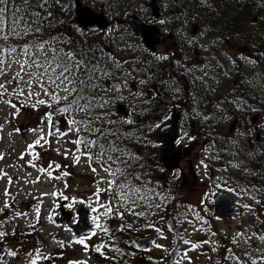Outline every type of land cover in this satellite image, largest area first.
I'll use <instances>...</instances> for the list:
<instances>
[{"label": "rangeland", "instance_id": "rangeland-1", "mask_svg": "<svg viewBox=\"0 0 264 264\" xmlns=\"http://www.w3.org/2000/svg\"><path fill=\"white\" fill-rule=\"evenodd\" d=\"M146 1L82 0L96 10L103 5L104 36L102 29L92 30L86 45L79 39L77 25L69 14L64 19L59 16L61 21L66 19L61 29H70L73 35L65 39L61 33L53 32L52 36L65 41L57 42L56 47L66 51L80 53L92 48L96 56L111 54L121 63L131 62L123 66L132 70L135 79L129 80L128 89L121 94L127 96L130 90L141 95L122 101L128 114L114 103L111 111L115 115L108 119L116 121L112 127L122 134L117 140L120 147L139 157L129 171L142 174L150 187H157L169 199L157 198L155 203L162 204L161 208H137L146 214L134 216L124 208L117 211L116 201H111L108 193H98V189L106 187L100 177H112L98 163L90 166L82 155L79 163H74V155H80L72 143L77 137L66 126L61 128L57 106L36 103L48 97H28L25 85H17L12 79L18 69L14 61L27 59L17 55L23 46L46 38L41 33L9 35L6 41L0 40V59L7 68V74L0 76V83L7 89H0V264H147L145 254L157 258L159 264H264V0H160L158 16L151 13ZM57 6L52 0L48 11L54 13ZM13 9L8 2L5 32L21 16ZM228 11L235 17H229ZM169 12L186 21L187 26L180 32L175 25L164 28L165 37L160 35L163 41L142 62L141 53L149 49L129 26L126 15L133 13L161 26L160 21L170 17ZM192 22L198 25L195 33L188 32ZM168 29L175 32L174 38L166 36ZM181 35L186 36V47L176 42ZM13 47L17 53L9 55L8 49ZM134 66L141 68L139 73ZM151 67L155 69L151 71ZM165 67L182 75L164 82L161 75ZM200 76L203 80L195 79ZM141 80L145 83H139ZM167 88L177 98L176 103L167 104L164 115L152 117L146 113L150 119L145 121L135 114V107L141 109L136 101L146 104L154 100L159 96L157 90V100L174 102ZM20 89H24V95L17 94ZM31 90L39 88L34 85ZM231 92H236L233 98L251 95L252 102L239 98L231 101ZM238 105L243 110H238L236 122L228 129L233 113L229 109H241ZM172 110L178 112L176 141L180 144L179 149L173 145L168 151L178 161L174 165L162 156L164 145L158 132ZM254 112L257 114L251 118ZM46 113H53L55 127H49ZM127 119L133 123L121 122ZM57 128L67 134H58ZM49 131L52 135H48ZM40 136L44 140L30 148ZM92 167L97 168L96 173ZM218 190H227L233 197L236 212L217 213L213 194ZM101 204H110L113 212L104 215ZM78 211L84 214L85 222L78 221L75 227L71 224L76 223ZM93 217L98 219L94 221ZM114 221L116 226L112 227ZM141 233L153 235L148 249L134 243ZM81 238L84 244L77 243ZM185 240L189 243L185 244ZM193 244L197 247L193 248ZM170 256L172 259L167 261Z\"/></svg>", "mask_w": 264, "mask_h": 264}, {"label": "snow or ice", "instance_id": "snow-or-ice-1", "mask_svg": "<svg viewBox=\"0 0 264 264\" xmlns=\"http://www.w3.org/2000/svg\"><path fill=\"white\" fill-rule=\"evenodd\" d=\"M51 2L52 0H22L21 5L14 6L15 13L25 12L27 15L16 17L13 20V26L8 32H5L4 14L7 11L8 0H0V40L6 41L9 35L20 37L41 33L46 24L51 25L52 23L50 19L52 12L48 11ZM55 2L62 4L63 0H55ZM29 9L37 10L30 11ZM160 23H164V21L161 20ZM57 42L65 43L63 40L58 41L57 38L44 41L37 39L33 43H26L17 55L27 59L18 58L14 61L18 65V69L12 79L17 82V85L20 83L25 85V88L28 89V97L41 95L48 97V100L40 98L36 103L47 105L49 108L54 103L57 106L55 112L67 118L65 126L67 131L76 135L77 138L72 143L77 146L76 151L80 152V155H74V163H79L82 155L86 157L90 166L93 162L98 163L100 169L107 176L112 177V179L100 177V182L104 183L106 187L97 191L98 193H108L110 200L116 201L117 211L119 208H124L125 211L134 216H144L145 211H136V209L161 208L162 204L155 203V200L159 198L161 201H167L169 197L158 191L157 187H150V181L144 180L142 174L129 171L132 164L139 160V157L120 147L117 140L121 138L122 134L112 127L116 121L108 119L109 116L115 115L111 111V106L128 98L121 93L123 89H128L129 80H133L135 77L132 76V70L125 69L123 64L131 62L124 61L121 63L111 54L96 56L92 48H89L87 52L80 53L71 50L66 51L63 47H56ZM2 52L3 49H0V54ZM8 53L9 55L17 53V49L15 47L10 48ZM159 59H167V57H159ZM244 59L247 60L248 58L245 57ZM233 63L235 62L233 61ZM250 63L255 64L256 61L251 60ZM4 65L5 61L0 59V76L7 74V68ZM218 66L222 67V65ZM205 67H210V65H205ZM133 70L137 73L140 71V69ZM144 70L146 71V69ZM201 70L203 71V69ZM207 75L208 73L205 72L204 76ZM24 76H27L28 79L25 80ZM195 79L203 80V76ZM10 82L8 81V83ZM139 83L143 84L145 81L141 80ZM34 85L38 86L39 91L31 90ZM0 89L7 91L3 83H0ZM2 94L0 93V95ZM17 94L24 95V89H20ZM129 95L135 98L141 93L129 90ZM6 102L10 103V101ZM238 106L243 110L242 105ZM12 107L16 108V105L13 104ZM249 107L251 108V106ZM251 110L257 111L255 108ZM52 115L53 113H46L50 128L55 127L52 124ZM121 122L133 123L131 119ZM56 132L60 135L67 134L58 128ZM82 133L83 135H81ZM48 135H52V132L49 131ZM113 137L115 139H112ZM41 140H44V136H40L34 145H29V147L33 148L35 145H39ZM92 171L96 173L97 168L92 167ZM134 181H139V184L134 183ZM9 183H11L10 178ZM228 190L235 191L234 189ZM5 195H8L7 190ZM100 206L105 208L104 215L113 212V207L110 204H101ZM5 207H9V205L5 203ZM244 207L249 206L244 205ZM92 211L96 212L97 209L92 208ZM119 214L123 216V213ZM97 219V217H93L94 221ZM96 227L100 228L101 225L97 223ZM104 230L107 231V229ZM77 243L84 244V239L81 238ZM184 243L188 244L189 241L185 240ZM156 247H161V245H156ZM192 247L195 248L197 245L193 244ZM96 250L100 251L99 248ZM11 254L15 255V253ZM74 264H84V262H74Z\"/></svg>", "mask_w": 264, "mask_h": 264}, {"label": "water", "instance_id": "water-1", "mask_svg": "<svg viewBox=\"0 0 264 264\" xmlns=\"http://www.w3.org/2000/svg\"><path fill=\"white\" fill-rule=\"evenodd\" d=\"M67 2L65 1L64 4ZM158 0H151L149 2L150 5H152L153 12L157 13V5ZM91 8L88 6H78L77 7V18L79 24L85 26L86 28H96L103 22V18L100 16V14H95L93 11L91 12ZM93 13V14H92ZM97 16V17H96ZM129 23L132 26V28L135 29L137 34L143 35L145 38V41L147 43H150L151 34H152V26L150 23L145 22L143 19L141 20L139 17H136L135 15L131 14L129 17ZM174 117H170L168 121L161 125L160 127V133L163 134V144L165 145L164 148V156L171 164L177 163V159H173L175 156L174 153H172V156L168 155L169 149L174 145L173 139L175 137V126L176 123ZM64 123V117H61V125L63 126ZM233 125V122L229 125L230 127ZM177 149H179V146L176 145ZM214 201H215V207H217L219 213H231L232 211H235L236 208L234 206V200L233 197L229 195V193L225 190H219L214 195ZM113 223V222H112ZM115 224V223H113ZM150 239L149 235H141L138 236L136 239V242L142 247L146 246Z\"/></svg>", "mask_w": 264, "mask_h": 264}, {"label": "flooded vegetation", "instance_id": "flooded-vegetation-1", "mask_svg": "<svg viewBox=\"0 0 264 264\" xmlns=\"http://www.w3.org/2000/svg\"><path fill=\"white\" fill-rule=\"evenodd\" d=\"M65 1L67 3L64 6V2ZM71 1L72 0H63L62 5L58 4V6H57L58 15L61 17V19H64L66 17V15L69 14L70 18L73 19V21H75L77 23L78 22V20H76V18H77V7L78 6H85V5H83L81 3L82 0H73L72 1L73 3L71 5V7H69V5L71 4ZM146 3H147V5H149L148 1H146ZM87 4L90 5L89 3H87ZM159 4H160V2L158 3V5ZM90 6L93 7L92 5H90ZM149 7H151V6L149 5ZM159 7H160V5H159ZM92 9H94L97 13L99 12V14H101L100 16H102V18H105V11H104L103 5H100L98 7V10H96L95 8H92ZM168 14L170 15V17H166V19L164 20V23H162L161 26H159L158 22H153V34H152V37H151L152 40L150 41V43L147 44L150 49H152L157 43H160L161 41H163V39H164L163 37H165L162 34L163 31H164V28H172L175 25V26L178 27L179 32H180V31H184L185 27L187 26L186 25V21L184 22V21L181 20V18H177V15H174V13L169 12ZM128 16H130V14L126 15V20H127ZM105 20H106V18H105ZM194 26L195 25L191 24L190 28L188 29V32L195 33L197 29L196 30L193 29ZM78 27H80V26H78ZM80 28H82V27H80ZM160 35L163 36V37H161ZM174 35H175V32L173 30L168 29L166 31V36L167 37L174 38L173 37ZM185 37L186 36L181 35L180 37H178V39H176V42H178L180 44V46L186 47L187 46V42H185V39H184ZM121 45H123V44L122 43L119 44L118 47H121ZM145 55H146V51H143L141 53V57L143 58ZM188 63L189 62L187 61L185 63V66H187ZM136 68L138 69V67H136ZM165 68H166L165 73H163L161 75V77L163 78L161 80L164 81V82H166V80L169 79V78H177V77L182 75L180 73V71H178V70H172V69H169L167 67H165ZM185 73H186V75L189 76L188 72H184L183 74L185 75ZM187 77H186V79H187ZM229 110L233 111L234 114H236L238 112V110L241 111V109H239L238 107H235V108H232V109H229Z\"/></svg>", "mask_w": 264, "mask_h": 264}, {"label": "trees", "instance_id": "trees-1", "mask_svg": "<svg viewBox=\"0 0 264 264\" xmlns=\"http://www.w3.org/2000/svg\"><path fill=\"white\" fill-rule=\"evenodd\" d=\"M10 1H12V6H18V5H21L22 4V0H10ZM181 1H184V0H181ZM191 9L194 10L193 7H191ZM14 10H15V8H14ZM24 13L25 12H20V15L23 16ZM228 15L231 18L232 17H235L234 15H231V12L230 11H228ZM50 19L52 21L51 25H47L46 24L45 27H44V29L41 32V35L44 38H46V40H49L51 38H54V36H52V33L53 32H58L59 35H60V32H61V34L64 37H66V32L65 31H62V29H61V23L58 20V11L55 10V12L53 13V15H52V17ZM78 35H79L78 36L79 39H81L82 41H85V44L86 45L89 43V40L91 39V38H88L89 33L87 34V33L83 32V31H80ZM98 45H99V43L96 41L95 47H97ZM55 46H57V44ZM58 48H60V47H58ZM235 93L236 92H234V93L231 92V94H230L231 101L239 98L241 101L245 100V101L252 102L251 101V99H252L251 98V95L249 96L247 94V95H242V96H238V97H234L233 98V96H234ZM242 97H245L246 99L245 98H242ZM252 97H255L256 100L258 99V97L254 96V95ZM167 104H168V102L165 103V106H164V102H161V101H159V100L156 99V100H153V101H148L146 107L142 108V110H143V113H150L151 114L150 116L157 117L159 114L164 115L166 113V110H167L166 107L168 106ZM135 114L139 115L138 112H135Z\"/></svg>", "mask_w": 264, "mask_h": 264}]
</instances>
